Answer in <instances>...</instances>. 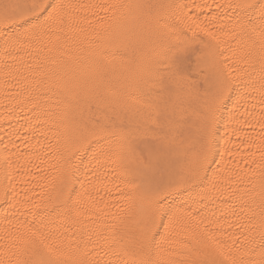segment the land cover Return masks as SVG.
Here are the masks:
<instances>
[{"label": "snow or ice", "instance_id": "6c2138e0", "mask_svg": "<svg viewBox=\"0 0 264 264\" xmlns=\"http://www.w3.org/2000/svg\"><path fill=\"white\" fill-rule=\"evenodd\" d=\"M0 264H264V0H0Z\"/></svg>", "mask_w": 264, "mask_h": 264}]
</instances>
